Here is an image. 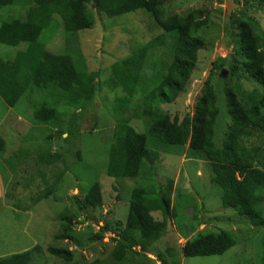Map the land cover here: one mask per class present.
Segmentation results:
<instances>
[{"label": "trees", "instance_id": "16d2710c", "mask_svg": "<svg viewBox=\"0 0 264 264\" xmlns=\"http://www.w3.org/2000/svg\"><path fill=\"white\" fill-rule=\"evenodd\" d=\"M254 1L264 5V0ZM176 2L178 0H0V10L15 6L26 11L24 19H14L0 26V44L18 49L13 59L0 58V98L9 108L20 102L31 85L40 90H55L68 104L91 102L95 98L102 90L104 71H90L79 35L95 27L96 15L113 21L143 11L163 31L162 44L133 49L109 68L110 76L105 81L106 85L109 81L108 90L120 89L124 94L116 103L118 118L107 175L136 181L129 196L124 229L103 228L105 234L115 233L119 237V241L113 239L116 245L112 256L117 263L126 259L132 245L149 251L164 235L170 219L178 218L181 210L173 205L174 181L167 180L164 185L156 180L160 152L167 148H178L179 156L188 160L209 163L222 209L232 212L238 220H250L258 230L264 229V35L255 22L242 18L236 27L238 34L233 53L212 63L214 70L219 71L218 86L222 85V90L218 91V87L207 80L192 110L186 108L180 116L176 110L187 100L193 80L205 73L197 69V64L199 52L206 45L201 34L208 29L210 12L203 8L185 11L180 6L174 7ZM54 41L61 42V53L48 49L55 47ZM222 92L226 95L231 122L226 125L225 143L219 147L215 137ZM137 97L139 111L124 119L123 111L136 109L131 106ZM59 116L57 108L49 104L39 105L33 113L36 123L42 126H54ZM134 117L144 122V131L132 125ZM5 151L6 142L0 136L2 160ZM41 160L50 164L54 156L45 154ZM11 169L13 179L9 189L15 192L20 184H13L14 177L26 171ZM50 192L41 194L35 203L48 197ZM10 193L7 197L14 198ZM102 193L99 182L94 183L85 196L86 206L93 210L101 208ZM190 205L194 209L189 234L200 225V212L194 204ZM13 206L29 209L21 202ZM157 213L160 220L154 217ZM56 238L62 241L67 236L59 234ZM236 245L237 240L227 231L200 233L187 241L182 255L184 259L221 257ZM47 251L56 260L72 261L73 253L68 249L50 245ZM42 252L43 246L36 245L0 258V264H38L35 257ZM156 256L162 264H180L174 252L169 257L163 253Z\"/></svg>", "mask_w": 264, "mask_h": 264}, {"label": "rangeland", "instance_id": "374dc122", "mask_svg": "<svg viewBox=\"0 0 264 264\" xmlns=\"http://www.w3.org/2000/svg\"><path fill=\"white\" fill-rule=\"evenodd\" d=\"M234 1L237 7L230 17L226 13L227 0H178L173 4L185 11L203 8L210 12L208 29L201 34L206 45L199 52L197 64V69H203L205 73L193 80L187 100L176 110L180 116L186 108L192 110L207 80L216 85L218 91L222 90V85L218 86L219 71L214 70L212 63L233 53L238 34L236 27L242 18L255 22L264 35V5L254 0ZM96 16L95 27L79 35L90 71L105 72L101 76L102 90L91 102L68 104L55 90H40L34 85L14 108H9L0 98V136L6 142L5 162L0 157V258L40 245L43 252L35 257L38 264H162L156 255L163 253L169 257L172 252L180 264H264V229L258 230L250 220H238L232 212L223 210L219 190L212 181L210 164L179 156L176 147L160 152L161 161L157 163L155 173L158 183L165 185L167 180L174 181L173 205L181 210L178 218L170 219L164 235L149 247V251L132 245L126 259L115 262L113 239L119 241V237L115 233L105 234L103 228L124 229L127 204L136 181L107 175L118 118L116 103L124 94L120 89L108 90L109 81L108 85L105 81L114 63L124 59L133 49L144 45L149 48L159 46L164 34L154 19L143 11L113 21L102 15ZM25 17L26 11L20 7H4L0 10V26ZM60 44L54 41L55 47L48 49L61 53L63 47L60 48ZM17 52L18 49L0 44V58L4 60L13 59ZM41 104L54 106L60 113L54 126L38 125L34 120L33 113ZM139 104L137 97L131 106L136 109L123 111V118L139 111ZM218 107L220 116L215 138L217 145L223 147L226 125L231 122L224 92L219 95ZM131 123L144 131L142 120L134 117ZM45 154L54 156L52 163L42 162ZM10 169L26 171L14 177L13 184H20L15 187V192L9 189L13 179ZM97 182L102 187L103 204L93 210L86 206L85 196ZM9 190L14 198L7 197ZM47 190L51 191L50 195L35 203V199ZM20 202L29 209L13 206ZM190 204L200 212V225L189 234L188 225L194 209ZM154 217L161 219L158 213ZM222 230L237 240L232 250L221 257L184 259L182 249L187 241L200 233L217 234ZM59 234L66 235L67 239L57 241ZM50 245L70 250L72 261L52 258L47 251Z\"/></svg>", "mask_w": 264, "mask_h": 264}, {"label": "water", "instance_id": "95a60500", "mask_svg": "<svg viewBox=\"0 0 264 264\" xmlns=\"http://www.w3.org/2000/svg\"><path fill=\"white\" fill-rule=\"evenodd\" d=\"M234 7H237L236 4H235V1L234 0H227L226 13H227L228 17L231 16V13H232V10L234 9Z\"/></svg>", "mask_w": 264, "mask_h": 264}, {"label": "crops", "instance_id": "0c3cea01", "mask_svg": "<svg viewBox=\"0 0 264 264\" xmlns=\"http://www.w3.org/2000/svg\"><path fill=\"white\" fill-rule=\"evenodd\" d=\"M3 102V101H2Z\"/></svg>", "mask_w": 264, "mask_h": 264}]
</instances>
